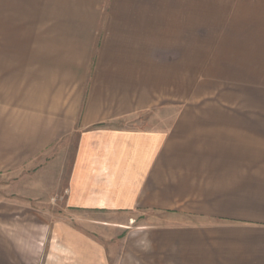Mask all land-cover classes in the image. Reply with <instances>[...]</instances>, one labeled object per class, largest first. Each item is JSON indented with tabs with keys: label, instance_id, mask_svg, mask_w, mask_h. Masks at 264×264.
Instances as JSON below:
<instances>
[{
	"label": "crops",
	"instance_id": "1",
	"mask_svg": "<svg viewBox=\"0 0 264 264\" xmlns=\"http://www.w3.org/2000/svg\"><path fill=\"white\" fill-rule=\"evenodd\" d=\"M48 155L82 264H264V0H0V175Z\"/></svg>",
	"mask_w": 264,
	"mask_h": 264
},
{
	"label": "rangeland",
	"instance_id": "2",
	"mask_svg": "<svg viewBox=\"0 0 264 264\" xmlns=\"http://www.w3.org/2000/svg\"><path fill=\"white\" fill-rule=\"evenodd\" d=\"M203 1L218 3L220 8L245 2ZM64 167L53 165L48 155L38 165L0 175V264H82V257L73 252L65 238L58 236L54 226L67 217L66 175L58 173ZM52 177H58L61 188L53 187ZM134 221L133 226H137L146 219L140 216ZM124 237H113L111 241L122 244Z\"/></svg>",
	"mask_w": 264,
	"mask_h": 264
}]
</instances>
